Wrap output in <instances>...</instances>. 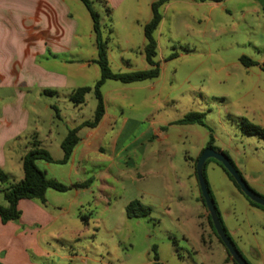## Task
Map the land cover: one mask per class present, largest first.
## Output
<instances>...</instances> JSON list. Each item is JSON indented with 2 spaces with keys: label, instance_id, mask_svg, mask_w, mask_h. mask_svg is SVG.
<instances>
[{
  "label": "rangeland",
  "instance_id": "rangeland-1",
  "mask_svg": "<svg viewBox=\"0 0 264 264\" xmlns=\"http://www.w3.org/2000/svg\"><path fill=\"white\" fill-rule=\"evenodd\" d=\"M90 1L100 14L103 38L110 35L112 39V71H142L146 63L138 48L145 40L144 32L135 25L130 36L127 24L138 12L132 3H140L145 13L157 0H128L124 10L107 7L105 0ZM69 5L80 26L72 55L76 53V60L96 56L88 10L79 0L77 6L71 1ZM245 13L241 21L242 10L235 0L218 9L178 4L163 13V23L155 33L160 76L142 83L110 80L104 84L107 116L95 128L97 136L86 150L85 162L73 172L71 166L59 163L61 142L75 122L93 119L97 100L90 93L78 109L64 94L40 98L30 127L40 147L54 160L49 164L50 174L68 186L77 174L80 180L93 179L79 197L75 189L54 192L70 214L56 225L63 237L45 246L56 245L61 256L63 246L73 247L71 252L79 258L56 260L53 255L49 264H204V252L189 237L203 222L199 216L205 207L197 200L195 178L185 157H194L210 142L211 133L212 149L225 153L249 187L264 199V140L240 129L242 120L264 128V11ZM90 33L92 38H88ZM242 56L259 64L246 68L240 63ZM41 62L46 65L45 60ZM75 69L68 75L70 85L93 87L100 79L97 66ZM46 105L51 107L46 109ZM190 112L203 113L205 125H171ZM78 135L84 137L85 132ZM78 157L81 161L82 154ZM15 174L9 176L17 182ZM205 176L228 234L238 226L251 225L264 245V216L254 214L264 209L252 206L215 161L207 163ZM2 187L0 205L5 206ZM133 200L151 207L152 214L129 219L126 207ZM226 213L232 215L227 218ZM10 223L18 226L19 219ZM16 232L12 231L11 239L18 244ZM75 233L77 240L69 242ZM239 236L230 235L242 247L244 239ZM194 247L198 254H192ZM223 249H215L211 261L205 263L225 264ZM25 252L30 258L35 256L32 249Z\"/></svg>",
  "mask_w": 264,
  "mask_h": 264
},
{
  "label": "crops",
  "instance_id": "crops-1",
  "mask_svg": "<svg viewBox=\"0 0 264 264\" xmlns=\"http://www.w3.org/2000/svg\"><path fill=\"white\" fill-rule=\"evenodd\" d=\"M69 1L76 6L78 5V0H0V167L8 175L15 172L16 177L13 178L19 181L24 177L23 157L32 147V142L30 143L29 139L33 138L34 140V137L38 139L37 134L31 130L30 123L32 111H35L38 101L42 96H47L44 95V91H55L57 92L56 96L64 94L70 99L72 92L80 87L70 85L69 73L76 70L75 66H77L78 71L97 66L94 63L97 54L94 57L83 60H76V53L72 55L80 26L78 18L71 11ZM127 1L105 0V4L115 10H124L126 9ZM232 1L234 0L215 3L199 2L197 0H171L162 8V14L178 4L188 6L196 4L197 6H208L210 9H218ZM154 2L149 4V8L145 13L142 11L140 3H132V5L137 7L138 12L133 13L132 19L127 24V31L130 32V36L135 25L140 28V31L143 30L144 32V26L152 18V4ZM235 5L241 7V21L247 15L245 10L264 11V0H235ZM224 10L228 11L226 7H224ZM92 36L93 33H90L88 38H92ZM128 41L127 43H129ZM145 44L146 39L138 48L141 57L146 63L143 70L149 69L145 54L142 55ZM94 46L96 48V42ZM124 54L122 53V55ZM43 60L46 61V65L41 62ZM122 61H124V58H122ZM50 107V105H46V109ZM81 108L78 107V109ZM106 116L107 112L102 122H104ZM84 121L75 122L74 128L81 125ZM83 132H85V136H79L81 140L75 147L71 159L66 163L71 166L70 171L72 170V172L83 165V162H85L84 157L87 156L86 150L92 148V140L97 136L95 129H82L79 132L80 135ZM156 134L161 136L162 132H156ZM206 148L207 144L201 146L194 157L188 155L185 157L195 178V188L199 202L201 191L194 163ZM79 153L82 154L81 161H79ZM41 162L44 161L37 162L38 168L44 171L48 178L59 181L58 178L50 174V171H52L50 163L44 162L43 165ZM80 179L79 174H77V178L72 182L71 186L87 181ZM88 188H72V190L75 189V196L79 197L81 192ZM54 192L57 191H47L45 204L37 200L20 201L18 207L21 211V217L18 226L10 222L3 223L0 218L1 264H49V258L53 255L56 260L64 258L74 261L79 258L75 253L71 252L74 249L73 247L63 246L61 250L63 249L65 252L61 256L59 254L60 249L58 250L56 245L50 249L45 246V244L49 245L50 240L59 241L63 237V232L56 225L70 214L67 213V210L62 209L61 203L63 199ZM248 206L254 208L250 204ZM53 208L58 209L59 212H53ZM204 210L205 212L199 216L203 222L195 229L196 231L193 233L192 238L189 237V239L197 242V248L204 252V264H206L205 261H211L214 256V250L219 246L224 248V263L234 264L228 258L226 248L220 243L210 226L207 209L205 208ZM254 214L264 216V211L263 213ZM231 215L232 213H226L227 218ZM14 230L18 231L14 236V240L16 239L18 244L11 239V233ZM239 234V237L244 240L242 247H238V249L246 259L253 261V263L250 261L248 263L264 264V245L260 243L261 234L254 230L251 225L249 228L238 226L230 232L231 236ZM77 235L76 233L71 235L69 242L77 240ZM31 249L35 252L33 258H30L25 252ZM196 253L198 254V251L194 247L192 254ZM55 264H58V262H55Z\"/></svg>",
  "mask_w": 264,
  "mask_h": 264
},
{
  "label": "trees",
  "instance_id": "trees-1",
  "mask_svg": "<svg viewBox=\"0 0 264 264\" xmlns=\"http://www.w3.org/2000/svg\"><path fill=\"white\" fill-rule=\"evenodd\" d=\"M80 1L84 4L86 9L88 10L92 18V21H93V31L95 34V42H96V48H97V58L96 60H94V63L100 69V79L96 82V84L93 87H80V88L75 89L70 96V101L76 107H82L86 104V96L90 93H93L97 100V107H96L94 117L92 120L84 121L78 127L70 129L68 131L67 136L64 138V140L61 143V149L63 151V159L59 161L60 164H66L71 159L75 147L78 145V143L81 140L78 135L79 131L83 128L95 129L103 121L106 115V104H105L104 95L102 93V87L107 81L112 80V81L121 82L123 84H134V83H142L147 80H152L160 76V68L155 60L157 57V49H158V44L155 38V33L160 27V24L163 20L162 8L165 5H167L171 0L155 1L152 4V18L144 26V36L146 39V44L144 47V54H145L149 69L142 70V71H136V72H129V73H121V72L117 73V72L112 71L111 66H110V61H109V48H110L109 45L112 40L111 36L109 35L107 36V38L105 39L103 38L102 31H101V22H100L101 17H100L99 12L94 9L92 2L90 0H80ZM197 1L221 3V2H224L225 0H197ZM109 33L110 34L112 33V28H110ZM240 63L246 68L257 66L259 64L258 62L246 56H242L240 58ZM262 66L264 70V63ZM44 95L55 96L57 95V92L46 90L44 91ZM54 108L57 114H59L58 108L57 107H54ZM204 120H205V115L203 113L190 112L184 118L171 123V125H177V126L197 125V124L205 125ZM240 129L246 135L257 136L260 139L264 140V128L254 125L248 122L247 120H242L240 124ZM212 142H213V135L211 133L210 142L207 144V148H213ZM223 154L230 160V158L225 153ZM38 161H44L47 163L54 162L49 152L46 149L40 147V141L36 137H34L31 149L23 157V160H22L23 170H24L23 179H21L18 182L12 181L11 177L0 167V184L3 186L2 193L7 203L5 206L0 205V218L3 223L13 222V221L20 219L21 211L19 210L18 205L20 201L22 200H37L40 203L45 204L46 203V193L48 190H55L57 192H67L72 188H77V189L88 188L93 183V179H88L87 181L76 184L74 186L65 185L63 183H60L57 180L48 178L46 173L38 168L37 166ZM197 161L198 159L194 163L195 170H196ZM210 161H215L216 164L226 173L228 178L232 181V183L239 190V192L244 195L239 185L234 180L233 176L227 172V170L223 167L221 163L217 162L214 159H209L206 161L205 166ZM231 163L233 164L232 161ZM204 175H205V168H204ZM207 187L209 190L208 182H207ZM209 193H210V190H209ZM210 196H211V193H210ZM246 198L248 199V201L250 202L252 206L256 208L264 209V207L254 203L248 197ZM200 202L206 208L204 199L202 198V196L200 197ZM215 207H216V204H215ZM216 210H217L218 216L220 218V222L222 224V227L225 233L227 234L228 238L233 243L235 248L238 250L240 255L243 256V254L240 252V250L238 249V247L236 246V244L233 242L232 238L228 234L225 226L223 225V222H222V219L220 217V213L217 207H216ZM151 214H152V208L149 206L143 205L139 200L131 201L126 207V216L129 219L143 218ZM208 218H209L210 226L212 227L214 233L218 237L220 243L223 245V242L221 241V239L216 233V230L214 228L210 215ZM227 254H228V258L234 264H236L235 261L229 255L228 251H227ZM156 259H157V256H156ZM244 259L246 258L244 257Z\"/></svg>",
  "mask_w": 264,
  "mask_h": 264
},
{
  "label": "water",
  "instance_id": "water-1",
  "mask_svg": "<svg viewBox=\"0 0 264 264\" xmlns=\"http://www.w3.org/2000/svg\"><path fill=\"white\" fill-rule=\"evenodd\" d=\"M209 159H214L217 162L221 163L223 167L227 170V172L233 176L234 180L239 185L244 195L248 197L251 201L264 207V199L260 197L259 195H257L248 186V184L245 182L243 177L239 174L238 170L234 167L231 161L223 153L216 152L212 148H206L202 152L196 164V177L199 183L201 196L204 199L206 209L211 217L216 233L221 239V241L223 242V245L225 246L229 255L235 261L236 264H249L248 261L244 259L243 256L240 255L238 250L235 248V246L233 245V243L230 241L227 234L225 233L222 227V224L220 222V218L218 216L214 201L210 196V193L207 187L206 178L204 175L205 164H206V161Z\"/></svg>",
  "mask_w": 264,
  "mask_h": 264
}]
</instances>
